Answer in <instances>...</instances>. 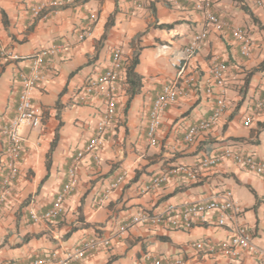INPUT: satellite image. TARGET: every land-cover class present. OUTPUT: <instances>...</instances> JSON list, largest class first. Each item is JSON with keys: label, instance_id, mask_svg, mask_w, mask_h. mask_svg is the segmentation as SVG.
Masks as SVG:
<instances>
[{"label": "crops", "instance_id": "0c3cea01", "mask_svg": "<svg viewBox=\"0 0 264 264\" xmlns=\"http://www.w3.org/2000/svg\"><path fill=\"white\" fill-rule=\"evenodd\" d=\"M49 1L0 0V46L30 55L55 42L64 44L49 59L45 78L33 91L42 110L41 125L19 129L24 148L18 174L0 208V263L28 260L52 250L62 257L82 239L113 235L140 208L159 211L168 205L207 200L224 190L232 192L240 208L238 221L264 252V174L242 169L230 159L212 168L199 165L203 156L221 148L264 158V108L255 106L264 98V0L262 5L254 0H214L213 11L234 26L248 28L255 47L244 57L230 33L209 27L207 39L186 69L196 71L199 85L162 112L155 145L146 138L148 111L163 84L174 78L183 47L203 28L197 0H140L141 7L128 0H71L55 7ZM37 3L45 8L35 17L31 8ZM162 44L168 48L160 49ZM113 48H120L127 61L138 52L139 91L130 96L128 84H122L109 137L97 150V158L90 152L81 158L63 216L54 222L34 221L30 212L41 213L49 207L66 180L72 156L94 133L104 111L103 100L96 97L80 105L74 96L89 73L109 65ZM214 60L228 65L225 86L213 88L214 93L223 90L225 109L212 128L198 134L192 144H184L186 127L207 117L215 106L214 94L205 92ZM26 65L25 61H0V126L14 115L20 90L16 72ZM247 118L251 119L248 124ZM4 146L0 130V182L6 162ZM181 167L194 170L195 177ZM120 174L124 180L111 186ZM157 174L166 176L162 186L142 193V185ZM217 216L211 211L205 221L188 229L138 223L112 238L108 246L68 264H135L145 253L179 256L183 264H264V253L243 251L227 257L190 248L197 240L219 241L228 236V226L218 225Z\"/></svg>", "mask_w": 264, "mask_h": 264}, {"label": "built area", "instance_id": "2783aa9c", "mask_svg": "<svg viewBox=\"0 0 264 264\" xmlns=\"http://www.w3.org/2000/svg\"><path fill=\"white\" fill-rule=\"evenodd\" d=\"M71 0H50L49 6L55 7ZM134 7H141L140 0H128ZM257 5H262L263 0H254ZM196 8L203 14V28L194 33L192 39L182 49V55L175 64L177 68L174 78L167 80L161 90L156 93L148 111L146 126V138L150 145L157 143V134L161 123V114L171 104L176 102L190 92H195L199 85L198 75L195 70L187 71L189 60L197 53L202 43L207 39L209 27L219 32H228L237 42L240 54L244 57L250 56L255 42L246 27L234 26L224 20L220 15L213 11L214 0H197ZM45 8L44 3H37L32 6L33 16L40 15ZM84 33L79 35L83 39ZM168 45L162 44L160 49H166ZM64 44L55 42L47 47L41 48L30 55H20L0 46V61L13 60L25 61L27 65L17 70L16 77L20 83V90L17 96V102L14 115L0 126V130L5 136V146L3 155L5 163L0 182V208L6 197L10 194L13 182L18 174V163L24 148V138L19 129L21 126L28 125L37 128L41 125L42 110L35 102L33 91L35 87L45 78L48 71L49 59L61 52ZM126 58L120 48H113L109 65L102 71L89 73L78 91L75 93V103L80 105L89 104L93 98L100 97L104 103V111L96 122L94 133L86 146L77 151L72 156L71 162L67 168L66 180L62 187L57 191L49 207L41 213L30 212V217L34 221L54 222L64 214V202L71 194L77 183V166L88 152L94 153L97 158V150L109 137V127L116 115V103L119 89L126 83L125 78ZM228 65L222 60H214L210 67V83L205 88L207 94H214L215 106L211 113L190 123L183 134L182 142L192 144L198 134L212 128L223 113L226 103L223 90L214 93L213 88H223L227 81ZM257 109L264 108V98L257 101ZM251 122L247 118L245 123ZM224 159H230L234 164L242 169L256 173L264 174V158H258L252 153H246L230 148H221L212 151L203 156L199 165L205 168H212ZM181 170L187 171L191 177H195V171L181 167ZM124 180V175L116 177L111 186L116 187ZM164 174H157L149 178L142 185L141 192L148 193L155 191L165 182ZM216 211L218 216L216 223L218 225L228 226V236L219 241L201 239L189 244L190 248L203 255L220 254L227 257H234L240 252L246 251L251 254H262L252 242V235L246 225L238 221L240 208L234 201L230 190L219 192L207 200H198L185 202L179 205H168L159 211L140 208L136 210L127 219L122 221L111 236L93 235L82 239L72 251L60 257L55 250L44 252L41 256H36L28 260H14L0 264H68L72 259H80L99 246H108L112 238L121 235L129 227L135 224H144L150 226H162L166 229H188L197 222L205 221L209 212ZM229 220V221H228ZM227 221L229 223H227ZM184 259L179 256L156 255L152 253L143 254L135 264H183Z\"/></svg>", "mask_w": 264, "mask_h": 264}, {"label": "trees", "instance_id": "16d2710c", "mask_svg": "<svg viewBox=\"0 0 264 264\" xmlns=\"http://www.w3.org/2000/svg\"><path fill=\"white\" fill-rule=\"evenodd\" d=\"M137 63H138V52L136 51L134 52L133 56L129 61H127L126 59V64H125V78H126V83L128 84L129 87L130 96L136 94L139 91L141 85V76L135 71V67ZM54 143L55 141L51 143V147L49 149V152L47 153V161H46L47 168L49 167L50 164V155L52 153Z\"/></svg>", "mask_w": 264, "mask_h": 264}]
</instances>
